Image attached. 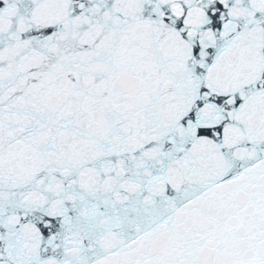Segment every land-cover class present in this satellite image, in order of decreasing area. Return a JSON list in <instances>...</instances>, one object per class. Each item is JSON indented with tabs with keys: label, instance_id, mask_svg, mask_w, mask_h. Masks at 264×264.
Instances as JSON below:
<instances>
[{
	"label": "snow or ice",
	"instance_id": "1",
	"mask_svg": "<svg viewBox=\"0 0 264 264\" xmlns=\"http://www.w3.org/2000/svg\"><path fill=\"white\" fill-rule=\"evenodd\" d=\"M0 264H264V0H0Z\"/></svg>",
	"mask_w": 264,
	"mask_h": 264
}]
</instances>
